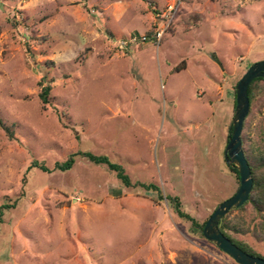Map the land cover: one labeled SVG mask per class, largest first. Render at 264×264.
Here are the masks:
<instances>
[{"label": "rangeland", "instance_id": "rangeland-1", "mask_svg": "<svg viewBox=\"0 0 264 264\" xmlns=\"http://www.w3.org/2000/svg\"><path fill=\"white\" fill-rule=\"evenodd\" d=\"M173 1L0 0V117L14 132L0 126V264H238L166 196L201 223L238 189L224 149L234 88L264 59V0ZM258 85L242 129L254 153ZM77 150L150 189L80 156L67 170L39 167ZM228 216L264 255L252 208Z\"/></svg>", "mask_w": 264, "mask_h": 264}, {"label": "trees", "instance_id": "trees-1", "mask_svg": "<svg viewBox=\"0 0 264 264\" xmlns=\"http://www.w3.org/2000/svg\"><path fill=\"white\" fill-rule=\"evenodd\" d=\"M198 15H193L189 21H195L197 19ZM157 35V32H154L152 29L147 31L145 33V38H152L155 39ZM180 68L179 66L174 67V71H178ZM264 81V78L258 77L251 81V83L248 86V98L250 101V104L252 103L256 92L259 87V82ZM50 85L45 84L41 87V90L39 92V98L43 104V106H46L50 103ZM235 88H234V108H235ZM0 126L2 129L6 132V135L12 139L14 138V132H13V126L11 124H8L6 121H4L0 117ZM245 126V120L243 123V127ZM231 135V125L226 137V142L228 141L229 137ZM241 141H242V148L245 154V157L248 161V164L250 166L251 175L253 178V185L252 189L249 193L248 199L244 202L243 205L236 209L230 210L222 219L220 230L223 232L224 235H226L233 243H235L238 247H240L245 252L264 258V255L258 253L255 251L248 243L237 239L232 235V233H245L247 230H250L249 227H244L238 222H235L234 220H231L229 218V214L234 211H245L246 208L249 206L252 208V210L256 213V216L258 218L257 222H254L252 230L254 233V236L261 240L264 243V149H259L257 152L254 153L252 149H249L246 147V137L242 135L241 133ZM84 157L90 162H93L95 164H101L107 166L110 170L114 171L117 178L126 186H141L145 189H150L151 185L143 182H132L128 175L125 173V170L122 165L112 162L107 155L104 154H95L90 151H83V150H77L73 153H70L63 161H56L52 168L46 167L44 165H39L40 169L43 171H50V170H67L71 168L76 160V157ZM34 166H37V163H33ZM228 165V164H227ZM228 168L235 173L236 179L239 180L238 171L235 166L228 165ZM239 183V182H238ZM154 189H158L154 187ZM159 197L162 198L161 194L159 193ZM166 199L169 201V203L172 205L174 212L180 216L184 217L191 221L192 226L197 227L200 232L201 229L204 226V221L199 223L192 215L185 212L182 209V204L178 196L176 195H167ZM12 206L11 204H4L1 207L7 208ZM1 213V212H0ZM1 216V214H0Z\"/></svg>", "mask_w": 264, "mask_h": 264}, {"label": "water", "instance_id": "water-1", "mask_svg": "<svg viewBox=\"0 0 264 264\" xmlns=\"http://www.w3.org/2000/svg\"><path fill=\"white\" fill-rule=\"evenodd\" d=\"M264 78V59L252 63L238 80L235 86V108L231 121V135L224 149V159L228 165L236 167L239 176V187L230 197L221 201L206 219L202 235L238 264H264V258L251 255L231 241L220 230L223 217L232 209L244 204L252 189L253 178L250 166L245 157L241 133L244 120L250 109L248 86L255 78Z\"/></svg>", "mask_w": 264, "mask_h": 264}, {"label": "built area", "instance_id": "built-area-1", "mask_svg": "<svg viewBox=\"0 0 264 264\" xmlns=\"http://www.w3.org/2000/svg\"><path fill=\"white\" fill-rule=\"evenodd\" d=\"M182 0H174L173 5L170 6L171 9H176V7L181 3ZM175 6V8H174Z\"/></svg>", "mask_w": 264, "mask_h": 264}]
</instances>
